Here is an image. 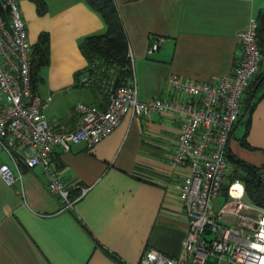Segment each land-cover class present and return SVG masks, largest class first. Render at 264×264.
<instances>
[{"label": "crops", "instance_id": "crops-1", "mask_svg": "<svg viewBox=\"0 0 264 264\" xmlns=\"http://www.w3.org/2000/svg\"><path fill=\"white\" fill-rule=\"evenodd\" d=\"M16 1L31 45L40 32L49 35V63L40 68L32 90L50 98L43 111L55 129L69 132L78 124L77 102L105 105V94L80 80L87 60L79 48L84 37L104 32L105 24L83 0H44L43 14L31 0ZM114 2L133 57L137 98L142 101L169 97L166 80L171 74L215 82L229 72L238 32L255 18L258 33L264 12V0ZM158 37L164 41L147 54ZM262 56L251 83L253 108L246 111L242 103L228 143L230 155L256 167L264 162ZM178 127L177 121L162 114H127L91 147L78 143L69 151L57 148L52 165L69 186L70 198L87 188L67 207L48 190L38 166L20 164V176L14 170L13 184L0 176V264H136L151 248L168 257L181 256L188 218L176 183L185 170L168 165ZM1 162L12 166L0 148ZM228 162V180L243 174L238 163L231 158ZM225 196L212 199L217 201V207L212 205L215 211Z\"/></svg>", "mask_w": 264, "mask_h": 264}, {"label": "built area", "instance_id": "built-area-1", "mask_svg": "<svg viewBox=\"0 0 264 264\" xmlns=\"http://www.w3.org/2000/svg\"><path fill=\"white\" fill-rule=\"evenodd\" d=\"M158 37L146 50H156ZM32 45L16 0H0V148L12 166L0 163V176L13 184L19 165L42 169L48 190L64 207L79 199L87 188L70 198V188L52 165L57 148L69 151L78 143L91 147L107 137L122 118L149 117L155 113L179 124L177 144L169 155L172 169L185 170L178 177V198L188 218L182 239V255L168 257L149 249L136 264H264V205L245 198L244 184L228 180V143L241 114L243 98L258 74L263 56L257 40V21L249 20L236 36L234 63L215 82H199L171 74L166 80V98H137L132 53L127 45L131 74L123 82L113 75L103 83L105 105L77 102V127L59 132L44 113L50 98H41L31 88ZM83 83L91 78L82 75ZM264 176V167L261 170ZM225 193L218 210L212 199Z\"/></svg>", "mask_w": 264, "mask_h": 264}, {"label": "trees", "instance_id": "trees-1", "mask_svg": "<svg viewBox=\"0 0 264 264\" xmlns=\"http://www.w3.org/2000/svg\"><path fill=\"white\" fill-rule=\"evenodd\" d=\"M38 14H43L46 10L44 0H31ZM93 11H95L105 24V30L99 34H92L84 37L79 43L81 53L87 60L85 69L81 72L91 78L90 85L95 91L103 94V83L111 76L115 75L117 82H123L131 74L127 54V39L119 17L114 0H83ZM257 40L262 54L264 53V12L258 26ZM49 35L47 32H40L36 42L32 45L31 53V88L34 90L35 84L39 79V70L49 62ZM113 74V75H112ZM254 86V85H253ZM253 86L251 85L246 92L248 96L243 99V108L251 112L253 108ZM250 91V92H249ZM249 92V93H248ZM106 96V94H105ZM228 158L233 159L246 174L250 175L253 190L245 187V196H252L254 204L264 205V176L261 173L264 162L256 167L246 164L241 159L234 158L228 153ZM246 168H244V167ZM261 190L262 196L259 192ZM246 198V197H245ZM247 200V199H246ZM249 201V200H248ZM251 202V201H250ZM211 264V262L207 263Z\"/></svg>", "mask_w": 264, "mask_h": 264}, {"label": "rangeland", "instance_id": "rangeland-1", "mask_svg": "<svg viewBox=\"0 0 264 264\" xmlns=\"http://www.w3.org/2000/svg\"><path fill=\"white\" fill-rule=\"evenodd\" d=\"M246 164H249L248 162H246ZM249 165H251V164H249ZM259 166V165H258ZM257 166V167H258ZM244 167V166H243ZM244 168H246V167H244ZM247 169V168H246ZM248 170V169H247ZM245 173H243V174H239L237 177H238V179L240 180V181H242L244 184H247V186H248V189L249 190H253L252 188H253V184L251 183V181H250V179H251V177H250V175H247L246 174V170L244 171ZM259 194H260V196H262V193H261V190H260V192H259ZM246 197V199L247 200H249V201H253L254 202V199L252 198V196H250V195H248V196H245ZM263 201H264V198H263ZM252 202V203H253ZM217 201H212V205L214 206V208L215 207H217ZM220 203V202H219ZM257 205V204H256ZM260 205V204H259ZM219 208V207H218Z\"/></svg>", "mask_w": 264, "mask_h": 264}]
</instances>
